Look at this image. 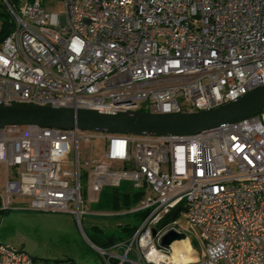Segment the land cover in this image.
<instances>
[{
	"label": "built area",
	"instance_id": "1",
	"mask_svg": "<svg viewBox=\"0 0 264 264\" xmlns=\"http://www.w3.org/2000/svg\"><path fill=\"white\" fill-rule=\"evenodd\" d=\"M3 1L14 27L0 40V104L173 113L212 108L264 84V0H60L59 9L46 0L17 8ZM0 166L4 209L22 198L29 209L70 212L79 228L97 199L89 193L126 183L138 199L95 214L133 213L138 222L101 245L87 239L104 264H264L258 116L192 135L6 126ZM180 212L193 231L178 223ZM169 230L184 238L163 244ZM0 264L75 263L39 262L0 244Z\"/></svg>",
	"mask_w": 264,
	"mask_h": 264
},
{
	"label": "water",
	"instance_id": "2",
	"mask_svg": "<svg viewBox=\"0 0 264 264\" xmlns=\"http://www.w3.org/2000/svg\"><path fill=\"white\" fill-rule=\"evenodd\" d=\"M264 114V84L234 100L208 109L160 113L144 110H98L26 102L0 104V128L31 125L40 128H78L111 135H192ZM177 208L171 214L173 217ZM152 233L155 235L156 230ZM184 238L174 230L161 236L170 244Z\"/></svg>",
	"mask_w": 264,
	"mask_h": 264
},
{
	"label": "rangeland",
	"instance_id": "3",
	"mask_svg": "<svg viewBox=\"0 0 264 264\" xmlns=\"http://www.w3.org/2000/svg\"><path fill=\"white\" fill-rule=\"evenodd\" d=\"M47 1L53 3L51 6L47 5L49 9L62 7L60 0ZM258 117L264 119V114ZM94 134L99 138L92 142L103 147L104 138L100 134ZM4 175V168L0 166V195L3 192ZM81 185L84 190V178H81ZM122 188L126 190L127 184H122ZM25 204L27 200L22 198H16L14 204L7 209L0 204V244L23 251L39 262L67 259L75 264H104L101 255L89 245L87 239L101 245L103 240L124 237L126 233L122 227L138 222L137 215L133 213L97 215L95 210L98 209L88 204L86 213L80 218L79 228L70 212L33 210ZM112 209L109 207L103 210L113 211ZM124 210L122 207L119 209L120 212ZM177 220L182 227L194 230L182 212L178 214Z\"/></svg>",
	"mask_w": 264,
	"mask_h": 264
},
{
	"label": "crops",
	"instance_id": "4",
	"mask_svg": "<svg viewBox=\"0 0 264 264\" xmlns=\"http://www.w3.org/2000/svg\"><path fill=\"white\" fill-rule=\"evenodd\" d=\"M119 189L121 188L104 187L98 194L89 193V195L96 197L97 199L96 201L90 202L88 204L94 205L98 210H103L104 208L108 209L109 207L113 208L112 210L119 209L124 206V197L127 196L130 200L128 189ZM116 204L118 206L117 208H115Z\"/></svg>",
	"mask_w": 264,
	"mask_h": 264
},
{
	"label": "trees",
	"instance_id": "5",
	"mask_svg": "<svg viewBox=\"0 0 264 264\" xmlns=\"http://www.w3.org/2000/svg\"><path fill=\"white\" fill-rule=\"evenodd\" d=\"M14 8H17L19 3L22 0H7ZM14 27V21L13 18L8 11L5 3L3 0H0V40L5 37ZM126 196V195H125ZM138 199V196L133 197L132 199L126 196L124 197V205L129 206L133 202H135ZM117 204L115 205V208H117ZM145 212L139 213V216H144ZM67 260V259H66ZM64 260H57L56 262H61Z\"/></svg>",
	"mask_w": 264,
	"mask_h": 264
},
{
	"label": "bare ground",
	"instance_id": "6",
	"mask_svg": "<svg viewBox=\"0 0 264 264\" xmlns=\"http://www.w3.org/2000/svg\"><path fill=\"white\" fill-rule=\"evenodd\" d=\"M180 245H181V242L178 243V246L177 247H180ZM174 252H178V249H176V247H174ZM190 258H191L190 255L189 254H185V253H182L181 254V257H179V259H181V260H190Z\"/></svg>",
	"mask_w": 264,
	"mask_h": 264
}]
</instances>
